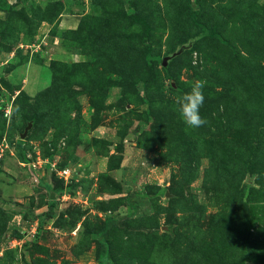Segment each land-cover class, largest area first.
I'll return each mask as SVG.
<instances>
[{
  "label": "rangeland",
  "instance_id": "obj_1",
  "mask_svg": "<svg viewBox=\"0 0 264 264\" xmlns=\"http://www.w3.org/2000/svg\"><path fill=\"white\" fill-rule=\"evenodd\" d=\"M0 264H264V0H0Z\"/></svg>",
  "mask_w": 264,
  "mask_h": 264
},
{
  "label": "clouds",
  "instance_id": "obj_2",
  "mask_svg": "<svg viewBox=\"0 0 264 264\" xmlns=\"http://www.w3.org/2000/svg\"><path fill=\"white\" fill-rule=\"evenodd\" d=\"M204 81L196 80L190 90L182 94L176 101V111L183 124L190 129H196L206 123L202 117L200 109L204 103Z\"/></svg>",
  "mask_w": 264,
  "mask_h": 264
}]
</instances>
